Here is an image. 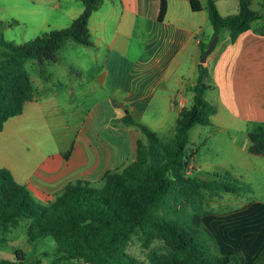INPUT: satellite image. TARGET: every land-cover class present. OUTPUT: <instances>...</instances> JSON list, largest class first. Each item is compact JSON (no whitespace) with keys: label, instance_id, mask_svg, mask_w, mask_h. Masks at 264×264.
Segmentation results:
<instances>
[{"label":"trees","instance_id":"trees-1","mask_svg":"<svg viewBox=\"0 0 264 264\" xmlns=\"http://www.w3.org/2000/svg\"><path fill=\"white\" fill-rule=\"evenodd\" d=\"M254 0H240L239 12L222 16L216 0H204L215 34L228 31L234 41L251 29L260 14ZM84 11L70 27L54 30L25 44L0 36V131L7 121L23 113L35 100V89L25 67L28 60L60 62L58 52L67 41L93 46L89 31L92 13L103 0H82ZM208 44L202 45V55ZM42 74L47 72L42 69ZM208 71L198 67L192 87V104L183 109L171 142L161 140L146 125L128 115L124 122L142 129L147 141H137V158L122 170L107 171L101 187L86 181L70 182L55 200H35L13 173L0 167V246L19 226H28L34 242L52 237L55 262L79 260L85 264H264V202L252 201L227 213L206 211L202 190L240 194L247 187L240 181L217 177L212 181L189 174L193 155L187 153L190 131L208 126L216 107L205 99L210 88ZM45 79L47 77H44ZM247 151L264 156V123L251 122ZM192 212L188 213V208ZM137 240L144 248L162 241L166 251L151 250L149 262L131 254ZM0 264H26L25 253Z\"/></svg>","mask_w":264,"mask_h":264},{"label":"rangeland","instance_id":"rangeland-1","mask_svg":"<svg viewBox=\"0 0 264 264\" xmlns=\"http://www.w3.org/2000/svg\"><path fill=\"white\" fill-rule=\"evenodd\" d=\"M79 2L0 0V36L9 42L25 44L51 31L68 28L77 18L76 9L83 5L82 1V4ZM258 2L260 0L256 5ZM219 3L223 12L226 9L233 11L227 0H219ZM3 51L0 46V53ZM139 53L140 48L136 44L126 55L129 63L134 62ZM58 57L60 62L45 61L43 65L37 60L26 61L25 67L34 85L37 101L27 102L23 113L9 119L6 130L0 132V164L11 161L12 166H16L22 163L25 165L22 173H28L44 154L59 151L60 148L70 153L75 145L81 152L99 157H103L105 146H116L127 165L134 162L137 141H147V137L136 125L117 123L118 118L109 106L110 102L117 100L111 90L125 74L124 66L128 64L119 63L116 52L84 46L72 39L58 52ZM42 69L47 72L46 75L42 74ZM104 76H108L106 80ZM190 78L187 73V82ZM207 92L205 99L210 103ZM160 105L159 112L151 108L142 109L132 117L149 127L161 140L171 142L180 116L165 110L164 101ZM221 120L223 118L218 111L211 118L210 125H197L190 131L187 153L193 155L191 166L194 169L190 167L188 173L208 181L219 176L225 179L231 176L248 188L240 194L201 191L206 211L227 213L252 201L264 202V156L247 151L251 144V122L225 123L228 127L223 128L219 124ZM92 184L101 187L102 181L98 178ZM187 211L192 212V208ZM165 247L162 241H155L149 248H144L135 239L129 251L149 262L151 250L163 253ZM55 248L52 237L30 242L28 226L23 224L7 234L6 242L0 249V258L2 252H8L11 258L16 259L15 252L22 250L26 264H85L79 260L56 263Z\"/></svg>","mask_w":264,"mask_h":264},{"label":"crops","instance_id":"crops-1","mask_svg":"<svg viewBox=\"0 0 264 264\" xmlns=\"http://www.w3.org/2000/svg\"><path fill=\"white\" fill-rule=\"evenodd\" d=\"M216 1L222 16L239 12L240 0H227L232 12H223ZM256 2L252 8L261 18L234 41L230 32L222 33L203 64L208 71L206 84L210 86L206 92L216 107L215 115L219 111L223 118L219 122L223 128L228 127L225 123H264V0ZM76 11V17L80 16L84 6ZM89 31L93 41L90 47L116 52L119 63L128 64L111 90L117 100L109 106L117 123H125L128 115L134 116L142 109L159 112L161 101L165 102V110L177 116L191 106L192 87L198 82V67L202 64V45L215 35L204 0H103L91 15ZM136 44L140 53L129 63L126 55ZM187 73L191 75L189 82ZM58 150L44 154L28 173H22V163L12 166L13 162L8 161L0 167L8 168L32 197L48 203L70 182L102 181L107 171L127 166L116 146H105L103 157L81 152L77 145L70 153ZM1 255L0 259L15 260L8 252Z\"/></svg>","mask_w":264,"mask_h":264},{"label":"water","instance_id":"water-1","mask_svg":"<svg viewBox=\"0 0 264 264\" xmlns=\"http://www.w3.org/2000/svg\"><path fill=\"white\" fill-rule=\"evenodd\" d=\"M218 41H219V35L215 34L212 40L208 43L207 49L201 58L202 64L206 63L208 56L215 50Z\"/></svg>","mask_w":264,"mask_h":264}]
</instances>
